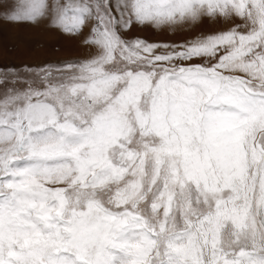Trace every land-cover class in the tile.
<instances>
[{
  "label": "snow or ice",
  "instance_id": "6c2138e0",
  "mask_svg": "<svg viewBox=\"0 0 264 264\" xmlns=\"http://www.w3.org/2000/svg\"><path fill=\"white\" fill-rule=\"evenodd\" d=\"M182 42L131 36L202 18ZM86 58L0 68V264H264V0H16Z\"/></svg>",
  "mask_w": 264,
  "mask_h": 264
},
{
  "label": "rangeland",
  "instance_id": "374dc122",
  "mask_svg": "<svg viewBox=\"0 0 264 264\" xmlns=\"http://www.w3.org/2000/svg\"><path fill=\"white\" fill-rule=\"evenodd\" d=\"M14 5L15 4H13L12 7H14ZM3 23L4 22L0 24V27H5L6 24L10 25L7 22H5V25ZM236 23H242V21H240L239 18H236L234 22H225L223 19L213 20L209 18V21L203 24L201 32H196L194 29L189 28H186L184 31H157L151 27L141 28L139 26H134L133 31L138 33H144L147 31L157 42L179 43L198 36L201 33H215L227 30ZM20 24H22V22ZM23 25L24 26H21L23 27V30L21 31L23 32L22 38L18 42L13 36L6 38L4 37L6 36L5 33L0 35V49H2L0 50V68H15L20 71L25 70V68L37 69L44 65H63L66 62L86 58L89 55L90 50L84 46L79 39L62 34L57 29L47 26L46 22L36 25L23 22ZM30 33L34 35H31ZM159 37L161 40H158ZM27 38L35 39L36 41L32 42L31 45H27L25 43L27 42ZM2 39H7L9 43L5 41V43L1 42ZM48 40H50L49 43ZM6 47L8 48L5 49ZM22 48L25 49L23 52L19 53L18 50H21ZM2 98V95H0V99Z\"/></svg>",
  "mask_w": 264,
  "mask_h": 264
},
{
  "label": "bare ground",
  "instance_id": "6f19581e",
  "mask_svg": "<svg viewBox=\"0 0 264 264\" xmlns=\"http://www.w3.org/2000/svg\"><path fill=\"white\" fill-rule=\"evenodd\" d=\"M15 2H16V0H0V14H3L4 12H6V11H8V10H10L11 8H13L12 7V5L13 4H15ZM5 7V8H4ZM7 7V8H6ZM9 7H11V8H9ZM209 21V18L208 17H204V18H202V20H201V22L199 21V23H197V24H195V25H191V26H188V25H185V26H183V27H181V28H178L176 31H184L186 28H189V29H194V31H196V32H201V29H202V27H203V24L205 23V22H208ZM2 22H4L3 24L5 25V22H7V21H5L4 19H0V24L2 23ZM8 24H10V25H5V27H0V35H2V33H5L6 34V36H4V37H6V38H8V37H11V36H13L15 39H17L16 41L18 42L19 40H21V38H22V34H23V32H21L22 30H23V27H21V26H24L23 25V22H22V24H20V23H12V22H7ZM201 24V25H200ZM31 29V28H30ZM29 29V30H30ZM152 31V30H151ZM164 31H166V30H164ZM31 34V33H30ZM198 34H200V33H198ZM29 35V34H28ZM31 35H34V34H31ZM180 35V34H179ZM24 36V35H23ZM30 36V35H29ZM131 36H139V37H141V38H145V39H147V40H149L150 42H157L156 40H154L152 37H151V34L150 33H148L147 31L146 32H144V33H138V32H135V31H133L132 32V34H131ZM33 37V36H32ZM51 40V39H50ZM50 40H48V43L50 42ZM158 40H161V38L159 37L158 38ZM8 42L7 41V39H2V41L1 42H3V43H5V42ZM15 41V42H16ZM34 41H36L35 39H31V38H27V42H25L27 45H31L32 44V42H34ZM3 43H2V45H3ZM9 43V42H8ZM36 43V42H35ZM16 44V43H15ZM18 44V43H17ZM7 45V44H6ZM20 46H22L21 44H19ZM8 47H6L5 49H7ZM82 48V47H81ZM14 49V48H13ZM16 49V48H15ZM25 48H22L21 50H18L19 51V53L20 52H23V50H24ZM0 50H2V49H0ZM82 50V49H81ZM4 51H6V50H4ZM16 51V50H15ZM6 53V52H5ZM17 53V52H16ZM82 53H83V51H82ZM1 57V56H0Z\"/></svg>",
  "mask_w": 264,
  "mask_h": 264
}]
</instances>
